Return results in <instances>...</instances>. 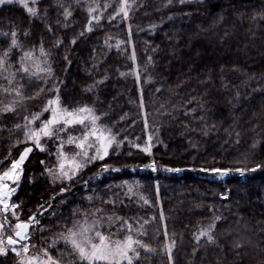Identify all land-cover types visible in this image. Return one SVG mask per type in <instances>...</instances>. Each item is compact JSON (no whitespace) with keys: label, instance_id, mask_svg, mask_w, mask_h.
Masks as SVG:
<instances>
[{"label":"trees","instance_id":"16d2710c","mask_svg":"<svg viewBox=\"0 0 264 264\" xmlns=\"http://www.w3.org/2000/svg\"><path fill=\"white\" fill-rule=\"evenodd\" d=\"M30 3L35 16L0 6V171L32 147L13 198L18 218L7 222L34 216L30 247H47L62 264L75 254L46 240L105 215L113 224L104 232L127 235L126 220L155 249H139L134 264H169L173 240L172 264H264V0ZM55 96L68 109L92 108L119 143L66 182L47 172L54 138L41 150L24 132L35 114V126L47 118ZM151 108L162 112L157 122ZM148 136L150 153L139 147ZM201 231L214 242L197 240ZM0 264H19L16 253Z\"/></svg>","mask_w":264,"mask_h":264},{"label":"snow or ice","instance_id":"6c2138e0","mask_svg":"<svg viewBox=\"0 0 264 264\" xmlns=\"http://www.w3.org/2000/svg\"><path fill=\"white\" fill-rule=\"evenodd\" d=\"M14 0H0V5L5 4H12ZM15 2L22 3L23 6L27 9L28 13L35 16L36 10L32 7L28 6L27 0H15ZM33 3L36 2V0H32ZM181 3L184 2V0H180ZM124 3H127V0H124ZM169 3H171V0H169ZM121 11L124 12L125 15H127V12L124 11L123 8H121ZM64 15L67 17L71 15L70 12L65 11ZM91 30V29H89ZM4 36L9 35V33H3ZM13 37L16 36V33L13 31L11 33ZM75 41H73L74 43ZM17 45L16 39H12V46L15 47ZM41 53H43V49H41ZM4 57L8 56V52H5ZM31 52H26L24 54L23 58L31 57ZM22 58V59H23ZM4 59H0V67H2L5 64ZM24 72H27L28 69L24 68L22 69ZM48 72H51V68L47 69ZM14 78V75H13ZM5 93L9 92V89L5 88L3 89ZM13 91L16 92L17 96L22 95L18 89H13ZM39 95V93H37ZM34 97H29V99H33ZM15 103V101L13 102ZM51 110V118L47 121H44L42 123V126L38 128L37 130L29 129V131L25 134L28 140L34 141L35 145L39 147L40 137H52L56 135L60 131H64L66 126H72V125H83L85 126V131L83 133V136L81 139H79V142H77V138L75 137H69L67 143L69 144H76L77 148H80L82 150V154L86 159H104L105 156L109 154V149L112 148L113 144L116 142L115 135L112 134L111 129H105L103 127L97 126V120L100 119L99 116H96L93 114V109L89 107H79L75 109H68L65 107L60 106V100L57 96L55 99H49L47 101V106L44 108L43 111L47 112ZM3 111L10 112L14 111V107L10 105H5ZM87 113L88 115H84ZM40 115L42 113L36 114L33 117V120L39 119ZM91 121V126L89 127L86 125V120ZM30 123L32 121H29ZM60 125L59 128L56 126ZM19 128L20 126L17 125ZM90 140L92 142H90ZM149 140H151V137H149ZM95 147V156L88 157L87 156V148H93ZM43 150V149H41ZM151 145L149 144L147 147L143 149L145 152L150 153ZM32 151V148L26 147L24 151L20 154V157L18 160H13L11 163V167L9 170L4 171L2 175H0V205L3 206V211L8 212L9 211V203L8 198L11 197L13 193L16 192L18 187V181L20 180L21 176V165L23 164L24 160L28 156V154ZM81 153H77L76 155H80ZM61 155H63L61 153ZM2 163V162H0ZM43 163V162H42ZM75 163V162H74ZM82 165L75 164V167L78 169ZM63 176L71 179V176H69L68 172L63 171L64 165H60ZM259 167V166H258ZM216 172H220L219 169H214ZM240 171V174L243 176L244 172L242 170ZM252 171H255V169H252ZM51 172V170H49ZM222 175H227V171L223 172ZM6 181H11L12 184H15L16 187H10L9 183ZM147 203V201H145ZM19 207L18 205H11L12 209H15ZM15 215V211L12 213ZM111 219V218H109ZM117 219H121L117 217ZM219 219V218H217ZM30 220L34 223H38V221L35 220V217H30ZM147 223V221H145ZM30 227V224L28 222H18L14 227V234L19 239H14L13 236L9 235L7 237V244L8 245H16L21 240H27L28 239V229ZM75 227V226H74ZM127 228L128 233H131L133 229V225L128 223L126 220L123 221L121 225V230L124 228ZM141 228H143V225H140ZM4 228V224L0 223V230ZM92 231V228H82L80 232L73 231L72 228L68 229L69 235L67 237H64L66 243H69L71 246L72 253L75 254L76 260L69 261V264H78V262H84V264H134L135 260H139L141 258V253L138 249H144L146 252H155L154 248L149 247L146 243L142 242L139 239L134 238L131 234H127L123 237V239H116L113 240L111 235H104L100 231H95L94 236L87 235L88 232ZM139 235H147L146 231L140 232ZM165 235H167V231H165ZM208 236V240L210 242L213 241V237L211 235H208L206 231H201L199 236H197V240H199L200 236ZM77 237H82L81 239H77ZM0 243H3L2 240H0ZM175 246V241L173 240L171 244H169L165 251L168 256L169 264H172L173 257H172V249ZM23 252H28V246L27 244L22 246ZM12 251H16L15 248L12 249ZM6 250L3 247H0V254H5ZM19 255V253H17ZM44 256L47 257L46 260H43L41 264H59L58 260L53 259L47 250L44 251ZM33 259H36L35 257ZM27 264H32V260H29Z\"/></svg>","mask_w":264,"mask_h":264},{"label":"rangeland","instance_id":"374dc122","mask_svg":"<svg viewBox=\"0 0 264 264\" xmlns=\"http://www.w3.org/2000/svg\"><path fill=\"white\" fill-rule=\"evenodd\" d=\"M32 0H27V3H28V6L30 7ZM13 3H18V2H14ZM18 4H21L23 5L22 3H18ZM1 6V5H0ZM92 19L96 20L95 17H92ZM57 96H55L54 98H51V99H55ZM60 100V99H59ZM12 106V105H10ZM47 106V104H46ZM45 106V107H46ZM60 106L61 107H64L60 101ZM14 107V106H13ZM82 107H86V106H82ZM66 108V107H65ZM71 110V109H70ZM164 112V111H163ZM162 112L159 110V109H152L151 108V113H149V119L152 121V122H157L159 120V116ZM93 114L98 116L95 111L93 110ZM36 115V114H35ZM84 115H88L87 113H85ZM41 116V115H40ZM34 117V116H33ZM33 117L29 119V121H32L31 123L28 121V124L27 126L25 127V133H27L29 131V129H32V130H37L38 128H40L42 126V123L44 121H47L48 119L51 118V110H49V114L47 116V118L45 120H43V122L38 126H35V121L36 120H33ZM40 118V117H39ZM155 119V120H154ZM86 125H88L89 127L91 126V121L90 119L89 120H86ZM97 126L99 127H103L105 129H107L106 127H104L102 124L99 123V120H97ZM57 128L60 127V125H57L56 126ZM73 127H77V130H72V132L70 131L69 132V129L73 128ZM85 126L83 125H72V126H66L65 127V130L64 131H60L58 132L56 135L52 136V137H44V136H41L40 137V142H39V148H45V141H47V139H50V138H54V140L57 142V146H56V151H55V154H56V164L54 165L53 168L49 169L51 170V172H49V170L47 171L50 178L52 180H58V181H62V182H66V181H69L71 179H73L80 170H82L86 165L90 164L91 162L95 161V160H98V159H95V160H91V159H86L84 157V155L82 154V150L80 148H77L76 147V144L73 143V144H69L67 143L69 137H75L77 138V142H79V139L82 138L83 136V133L85 131ZM149 137L151 136H148L147 138V142H145L144 144H142L141 146V149L143 150L145 147H147L149 144L151 145V150H152V143H151V140H149ZM25 138L27 139V137L25 136ZM116 139V137H115ZM31 141V140H29ZM34 144L35 142L32 141ZM90 142H92L90 140ZM117 146H119V143L116 139V142L113 144L112 148L109 149V153L111 152V150L117 148ZM32 148V147H30ZM150 150V152H151ZM87 151V156L90 158V157H93L95 156V147L93 148H87L86 149ZM31 153V152H30ZM29 153V154H30ZM61 153L63 155H61ZM77 153H81L80 155H76ZM149 153V152H148ZM28 154V155H29ZM28 157V156H27ZM26 157V158H27ZM106 157V156H105ZM104 157V158H105ZM19 159V158H18ZM17 159V160H18ZM26 160V159H25ZM24 160V162H25ZM23 162V164H24ZM75 162V163H74ZM80 164L82 165L80 168H76L75 167V164ZM23 164L21 165V169H22V172H21V176H22V173H23ZM63 164L64 165V169L63 171H66L68 172L69 176H71V179L63 176L62 174V170H61V167L60 165ZM11 167V164L10 166L3 170V171H0V175L3 174L4 171H7L9 170V168ZM180 172V171H179ZM221 174H219L220 178L221 179H225L226 178V175H222L223 172H220ZM21 176H20V180H21ZM20 180L17 182L18 183V186H19V182ZM7 183H9L11 185V187H16L15 184H12L11 181H6ZM18 191V187H17V190L15 193H13L11 195V197L8 199V203L10 204V207H9V211L8 212H3L2 210V207L0 206V223H3L4 224V228L2 230H0V240L3 241V243H0V247H3L5 248L6 252L5 254H0V257L1 256H4V255H7L8 252L12 249L13 247H10L7 243H6V239L9 235H13L14 233V226H12L13 224L11 222H7L8 219L6 220L5 217H7L8 215L11 216L12 218L15 217V218H18L16 212H15V215H13V211H16V208L15 209H12L11 208V205L15 204L16 203L14 202L13 198L14 196L16 195ZM106 217H95V216H91V217H87V218H82V219H79L77 222L73 223L70 228L73 229V231H76V232H80L82 228H92V231L88 232L87 235H90V236H94L95 234V231H100L101 233H103L104 235H111L112 236V239L113 240H116V239H123V236H120L118 234H114V232H104L102 230L101 227H110V223L113 221V217L112 216H109V215H105ZM112 217V218H111ZM111 218V219H109ZM111 221V222H110ZM20 222V221H19ZM18 223V222H17ZM75 226V227H74ZM68 228V229H70ZM68 229L67 230H64V231H59L57 233H55L51 238H49L48 240H46L47 244L50 246V247H53V246H58L60 244H66L69 246V248L71 249V246L69 243H66L64 237H67L69 235L68 233ZM62 230V229H61ZM128 234H131L134 238H136L135 234L133 232L131 233H128ZM82 237H77V239H81ZM27 244L28 246V252H23L22 250V246L21 247H16V251H13L14 253H16L17 255V262L19 264H27V262L29 260H32V264H41V262L43 260H46L47 257L44 256V251L47 250V247H41L39 249H35V247L32 246V248L30 247L28 241L25 243ZM24 244V245H25ZM139 250V249H138ZM19 253V255L17 254ZM49 255L55 259L51 254L50 252L48 251ZM36 258V259H33V258ZM57 260V259H55ZM136 261V260H135ZM134 261V262H135ZM59 264H62L61 262H59Z\"/></svg>","mask_w":264,"mask_h":264},{"label":"water","instance_id":"95a60500","mask_svg":"<svg viewBox=\"0 0 264 264\" xmlns=\"http://www.w3.org/2000/svg\"><path fill=\"white\" fill-rule=\"evenodd\" d=\"M10 185V184H9ZM10 187H11V185H10ZM9 199V198H8ZM10 205V204H9ZM1 207H2V210H3V206L2 205H0ZM4 212V211H3ZM6 213V212H5ZM23 222H28L29 224H30V227H29V229H28V238H29V235H30V230H31V227H32V224H33V222L30 220V218H29V220H27V221H23ZM13 238L14 239H19L18 237H16L15 236V234L13 233ZM28 241V239L27 240H21V241H19V243H17L16 245H9L10 247H13V248H16V247H21L22 245H24L26 242ZM6 243H7V239H6Z\"/></svg>","mask_w":264,"mask_h":264}]
</instances>
